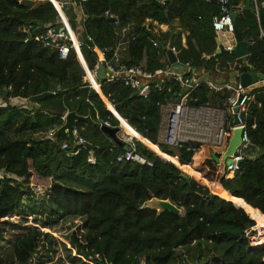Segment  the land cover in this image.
Here are the masks:
<instances>
[{
  "label": "trees",
  "instance_id": "trees-1",
  "mask_svg": "<svg viewBox=\"0 0 264 264\" xmlns=\"http://www.w3.org/2000/svg\"><path fill=\"white\" fill-rule=\"evenodd\" d=\"M78 1L0 0V170L16 178L0 182V240L5 233L3 225L27 229L11 246L16 263L28 264L44 247L40 246L41 236L50 243L46 229L66 218H80L84 220L83 242L76 238L73 242L78 253L94 264H264V237L253 241L257 221L264 220V90L252 91L246 118L249 139L260 153L254 159L244 158L233 178L225 179L217 174L218 165L211 160L215 151L210 147L197 151L158 144L159 106L172 95L166 89L152 91L146 100L132 95L119 81H98L99 88L90 89L88 74L85 76L78 63L85 69L86 62L91 69L97 61L94 49L113 46L117 25L131 24L135 38L127 45L124 66L154 71L165 63L170 35L156 37L145 23L170 25L177 21L187 32L185 47L180 45L179 34L174 45L180 63L189 62L209 79L218 73H245L250 67L263 76L264 9L256 16L254 11H242L244 0H233L237 7L234 28L244 40L254 42L246 63L241 64V59L226 54L212 57L217 35L211 16L218 10L205 0H165L162 5L151 0H86L80 5L81 12L72 5ZM57 2H67V7L61 9ZM62 11L82 42L78 61L74 51L62 61L56 51L35 40ZM105 12L125 15V20L117 24L93 20ZM150 36L159 40L162 55L148 43ZM169 86L178 91L175 84ZM48 92L55 94L36 104L11 103ZM226 96L225 91L215 93L202 85L190 100L193 106L215 105L216 99ZM72 111L90 116L96 123L106 122L111 128H118L115 116L125 126V133L139 139L133 140L135 153L152 166L116 162L128 146L113 144L99 128L83 123L74 129L94 147L95 164L89 163L90 152L85 148L68 146L62 151V143H68L66 136L55 141L45 136L62 126V117ZM78 148L77 154L66 156ZM200 160L202 167L198 166ZM184 173L196 175V179ZM32 178L41 179L45 186L30 183ZM36 187L47 193L38 203L32 192ZM216 189L222 197L213 194ZM152 198L170 201L182 210L181 215L143 208ZM0 264H5L1 255Z\"/></svg>",
  "mask_w": 264,
  "mask_h": 264
},
{
  "label": "built area",
  "instance_id": "built-area-1",
  "mask_svg": "<svg viewBox=\"0 0 264 264\" xmlns=\"http://www.w3.org/2000/svg\"><path fill=\"white\" fill-rule=\"evenodd\" d=\"M164 1L165 0H162L159 3L163 4ZM85 2L86 0H79L78 2H73L72 5L73 7L78 8L81 12L80 5ZM205 3L217 8V14L211 16V27L217 37H231V41L228 45L224 46L222 44L221 46L222 49L230 52L233 49V44L235 43V28L234 21L232 20V13H237V7L234 6L233 0H205ZM65 4H67V2ZM251 5L255 15L257 16L259 9H264V0H251ZM60 8L62 9V5ZM104 16L117 17L109 14V12H105ZM83 18L86 19L85 16H83ZM67 22L69 24L68 19ZM127 30V28H122L121 30L117 29L116 42L113 46L102 50L94 49L97 55V61L91 69L88 68L85 61V69H83L77 59V52L81 54L80 47L82 45L79 35L72 30L76 37L75 46L74 42L70 39L65 26L60 21V18L54 24L44 27L35 40L40 43L43 48L56 51L58 58L62 61H65L69 57L71 51H74L75 57L85 75H92L97 83L99 81L97 74L100 68L103 67L105 70L104 81L107 83H115L118 81L122 82L124 86L130 90L132 95L143 100H146L152 91L161 92L166 89L167 93H171V98L159 106L161 120L158 138L159 143L163 146L169 148L188 146L189 148L197 151H199L201 147L205 146L213 149L215 151L213 154L219 155L220 157L227 148L232 132L236 129H241V141L236 150V156L230 159V163L226 165L224 173H222L221 167L218 165L217 174L219 177L227 179L226 176L229 172L231 173V177L234 176L235 172L238 170V163L240 161L246 157L250 159L255 158L251 156L255 147L252 145L248 136L246 118L249 104L253 101L251 93L256 88H262L264 90V85H262L264 81L258 83L262 86H257L254 89H250V87L242 88L239 80L241 73H236L238 74V79L232 84L212 82L198 76V74L192 70L189 62L180 63L178 59L176 66H173L165 61L162 67L155 69L154 71L145 70L139 66L126 67L123 63L125 55L120 53V47L123 44L127 46L128 43L133 41L135 38V33L130 35L125 41L119 37L120 31L124 34ZM24 33L28 38L31 37V33L28 29H26ZM261 38L264 39L263 34H261ZM147 41L154 50H157L158 55H162L159 40L156 37H147ZM245 41L250 45V47L254 43L252 40ZM24 42L26 43L27 41ZM126 50L127 47L125 52ZM172 51L175 55L177 54L175 48H173ZM215 56V54L212 55V57ZM215 61H217V59H215ZM86 83H88V87L92 89L89 82L86 81ZM170 84L178 86V91H173L169 86ZM202 85H204L209 91L215 93L225 91L227 96L224 99H216L215 105L206 103L200 106H193L191 105L192 100H190V96ZM52 94L54 95L55 92H52ZM15 100L23 101L25 104L28 102L27 100L21 99ZM193 101L195 102L196 100ZM235 109L236 112H234ZM65 115L62 117L63 121ZM99 124L101 126L110 127L106 122L99 121ZM54 132V130H49L45 137L52 141ZM74 134L75 146L85 148L84 146L87 142L77 135L75 129ZM122 142L128 146V149L126 152L117 157L116 162L121 163L123 161H133L140 165H146L148 167L152 166L149 161L135 153L133 144L124 142L123 140ZM68 146L67 142L62 143L61 150L67 151ZM114 146L115 145H113V147ZM79 151L80 148L72 153L67 152L66 156L75 155ZM89 152V163L94 165L95 159L93 158L92 151ZM5 178H7V180H16L13 175L11 176V174H6L4 171L0 170V182ZM12 184L13 183L10 185ZM32 192L34 196H45L47 194L45 190L37 187L33 188ZM256 231L257 234L255 237H264V228L256 226Z\"/></svg>",
  "mask_w": 264,
  "mask_h": 264
},
{
  "label": "water",
  "instance_id": "water-1",
  "mask_svg": "<svg viewBox=\"0 0 264 264\" xmlns=\"http://www.w3.org/2000/svg\"><path fill=\"white\" fill-rule=\"evenodd\" d=\"M151 2L157 5H162L157 0H151ZM66 7H67V4L65 3L62 4V9H65ZM242 11H253L250 6V0H244ZM236 17H237V13H232L233 21H235ZM93 20H106L111 23H117V22L124 21L125 15L121 17H105L104 15H102L99 17H93ZM82 38H84L83 35H82ZM175 38H176V34L173 33L170 36V39H169V42H168V45L165 51V56L167 58L168 63L173 66H176V62H177V57L172 51V49L174 48ZM234 39H235V46L230 52H227L224 49H222L221 46H218L217 50L215 51V55L226 54V55H230L234 57L235 59L245 60V58L248 57L249 55L250 48H251L250 45L244 41V39L241 37V35L236 30L234 32ZM85 42L90 48L93 47L92 43L88 39H86ZM249 70L250 72L242 73L239 78L240 85L242 88H249L252 84L257 83L258 81H263V76L255 74L254 69L252 67H250ZM104 73H105V70L103 67H101L97 74V78L99 81L105 80ZM51 95H53L52 92L44 93V94H41L35 97H31L30 99H28V102L36 104V103H39L44 98L49 97ZM234 112H236V109L234 110ZM77 123H83V124H88V125L97 127L101 130L102 133L108 136L109 139L114 144L118 146H123L122 140L119 139L118 137V133L120 131L119 128L101 126L99 123L94 122L90 116L82 117V116H79L75 111L66 113L63 124L54 132L52 136V141L57 140L60 136H66L69 146L72 148H75L74 128ZM241 134H242L241 129L234 130L228 142L227 148L222 153V155L220 157H217L215 154L211 155V160H213L217 165L221 167L222 173L225 172V167L227 164L230 163V159L236 156V150L239 147L240 141H241ZM84 147L88 151H93L94 149V147L89 143H86ZM241 162L242 161H240L238 164H240ZM188 178H186V180H188ZM228 193L231 195V192H228ZM143 208L155 211L157 214H161L163 212H169L173 215L180 216L182 213V210L177 208L170 201L158 200L155 198H152L146 201L143 204Z\"/></svg>",
  "mask_w": 264,
  "mask_h": 264
},
{
  "label": "rangeland",
  "instance_id": "rangeland-1",
  "mask_svg": "<svg viewBox=\"0 0 264 264\" xmlns=\"http://www.w3.org/2000/svg\"><path fill=\"white\" fill-rule=\"evenodd\" d=\"M240 61H243L240 63L244 64L245 60L241 59ZM223 76L226 82H229L228 81L230 79L229 75L224 74ZM11 103L14 104L15 106L16 105L29 106L28 103L25 104V102L15 99L12 100ZM118 137L119 139H122L124 142L133 144V140L128 138L126 135H124L121 132L118 134ZM202 162L203 161L200 160L199 164L201 163L202 165ZM40 180L41 179L39 178H34V179L32 178L30 183H33L38 186L42 185V187L45 186L44 182ZM45 199H46L45 196L42 195L35 196L36 203L43 201ZM25 204H27L26 201ZM83 223L84 220L80 218H66L60 220L55 226L51 227L50 229H46L45 231L50 235V243H47L44 240L43 236H41L40 246H44V247L40 249L38 248L39 250L35 255H33L31 260L28 261V264H94L91 259L86 258L78 253L76 249L77 244L73 242V238H76L78 242H83V238L85 234ZM2 227L5 230V233L3 239L0 240V255L3 257L5 264H20V263H16L15 258L13 257L11 246L13 245L14 238L17 235L26 234L27 229L12 227L10 225H5V226L3 225ZM258 239H262V238L254 237L253 241L256 242V240ZM181 252H183V250H178L177 253H181ZM184 254L186 255V253ZM172 264H178V263L175 262Z\"/></svg>",
  "mask_w": 264,
  "mask_h": 264
},
{
  "label": "crops",
  "instance_id": "crops-1",
  "mask_svg": "<svg viewBox=\"0 0 264 264\" xmlns=\"http://www.w3.org/2000/svg\"><path fill=\"white\" fill-rule=\"evenodd\" d=\"M158 2H160V1H162V0H157ZM243 3H244V1H243ZM250 6H251V9L253 10V8H252V5H251V0H250ZM118 26V29L119 30H121L122 28H127L128 30H127V32L126 33H124V34H122L121 33V31H120V35H119V37L120 38H122V40L123 41H125L130 35H132V34H134L135 33V29H134V27L131 25V24H118L117 25ZM145 27L153 34V35H155L156 37H158V36H160V35H162V34H168L169 33V35L171 36L173 33H175L176 34V38H175V41H174V45H175V42H176V40H177V36H178V34L180 35V45L182 46V47H185V38H186V36H187V32H185L184 30H182L181 29V26H180V24H179V22H177V21H175V22H173L172 24H170V25H159L157 22H153V21H147L146 23H145ZM174 28V29H173ZM170 38V37H169ZM231 37L230 36H218L217 37V48H218V46H222V44L224 45V46H226V45H228L229 43H230V41H231V39H230ZM245 41V40H244ZM120 42V41H119ZM246 42V41H245ZM121 43H124V42H121ZM168 45V44H167ZM235 46V43L233 44V47ZM126 47L127 46H125L124 44L120 47V53L121 54H123V55H125V49H126ZM167 47V46H166ZM175 48V47H174ZM215 54V53H214ZM176 57H177V54L175 55ZM164 62L166 61V62H168L167 61V58H166V56L164 57ZM186 63V62H185ZM246 63V62H245ZM192 70H194V69H192ZM194 72L196 73V74H198V76H200L202 79L204 78V79H207V80H210V81H212V82H216V83H234V82H236V80L238 79V77H237V75L238 74H230V79L228 80L229 82H226V80H225V78H224V73H218L219 74V76H217L216 78H211V79H209V78H207L206 77V75H204V73H202V72H200V71H196V70H194ZM248 72H250V71H248ZM254 73L255 74H257V75H261V74H259V73H257V72H255L254 71ZM242 74V73H241ZM241 76V75H240ZM240 78V77H239ZM263 81H264V75H263ZM259 82H261V81H258L257 83H255V84H252L251 86H250V89H254V88H256L257 86H262V85H264V83L261 85V84H258ZM99 85V84H98ZM113 115V114H112ZM114 116V115H113ZM114 118L118 121V128L120 129V131H119V133L121 132V133H123L124 135H126L125 133H124V131H123V129L121 128V125H120V121L114 116ZM161 120V119H160ZM125 121V120H124ZM125 123L128 125V123L125 121ZM128 127H130L129 125H128ZM159 128H160V124H159ZM130 129H132L134 132H136L132 127H130ZM159 131V130H158ZM118 133V134H119ZM137 133V132H136ZM128 138H130V139H132V140H136L135 138H133V137H131V136H128V135H126ZM157 139H158V144H160L159 143V138L157 137ZM137 141V140H136ZM139 142V141H138ZM157 146V145H156ZM260 153V150L258 149V148H255V149H253V151H252V157H256L258 154ZM165 155V154H164ZM157 156V155H156ZM167 156V155H166ZM158 157V156H157ZM254 159V158H253ZM198 166H200V167H202V165H198ZM199 167V168H200ZM186 175V174H185ZM189 178H193V179H196V175H187ZM233 178V176L231 177V178H227V179H232ZM219 185V184H218ZM221 187V186H220ZM222 188V187H221ZM228 192V191H227ZM253 220V219H252ZM255 222V221H254ZM260 245H263V243H261Z\"/></svg>",
  "mask_w": 264,
  "mask_h": 264
},
{
  "label": "bare ground",
  "instance_id": "bare-ground-1",
  "mask_svg": "<svg viewBox=\"0 0 264 264\" xmlns=\"http://www.w3.org/2000/svg\"><path fill=\"white\" fill-rule=\"evenodd\" d=\"M58 3V2H57ZM58 5H60L58 3ZM59 18H60V21L63 23V25L65 26L67 32H68V35L70 37V39L74 42L75 46H76V37L72 31V29L70 28L68 22H67V19H66V16L64 14V12L62 11V13L59 15ZM88 82L89 84L91 85V88L92 89H96V88H99V85L98 83L95 81V79L93 78L92 75L88 74ZM121 128L123 129L124 133H125V126H121ZM126 135L128 136H131L133 138H135L131 133L127 134L125 133ZM137 141H139L138 138H135ZM152 153L155 154L154 150L151 149L150 150ZM156 155V154H155ZM213 194L217 195L218 197H222L223 196V193L219 190V189H216L214 190ZM256 226L257 227H260V228H264V220H258L257 223H256Z\"/></svg>",
  "mask_w": 264,
  "mask_h": 264
}]
</instances>
